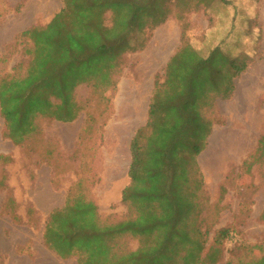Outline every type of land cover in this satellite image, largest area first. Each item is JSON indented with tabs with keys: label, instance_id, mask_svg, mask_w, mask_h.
Wrapping results in <instances>:
<instances>
[{
	"label": "trees",
	"instance_id": "trees-1",
	"mask_svg": "<svg viewBox=\"0 0 264 264\" xmlns=\"http://www.w3.org/2000/svg\"><path fill=\"white\" fill-rule=\"evenodd\" d=\"M214 2L226 0H63L46 25L20 33L28 44L24 60L0 78L5 138L20 146L38 132L40 119L72 123L87 108L74 96L80 85L103 104L122 71L121 57L144 48L145 32L174 11L182 21ZM249 64L248 56L232 58L218 46L202 56L182 28L179 46L155 79L145 124L129 144V183L121 194L127 218L102 217L76 184L64 206L49 213L44 245L77 264H217L230 233L217 231L206 247L197 158L212 131L206 113L233 97L234 80Z\"/></svg>",
	"mask_w": 264,
	"mask_h": 264
},
{
	"label": "rangeland",
	"instance_id": "rangeland-1",
	"mask_svg": "<svg viewBox=\"0 0 264 264\" xmlns=\"http://www.w3.org/2000/svg\"><path fill=\"white\" fill-rule=\"evenodd\" d=\"M62 6L63 0H0V78L24 60L28 44L20 33L46 25ZM182 28L202 56L218 46L232 58L250 59L234 80L233 97L217 100L206 113L212 131L197 162L206 247L217 231L230 233L217 264H264V0L214 2L183 14L182 21L174 11L145 32L142 50L121 57L106 102L92 99L88 85L78 86L74 96L85 111L67 124L38 120V132L23 145L5 138L0 117V264H77L43 242L49 213L64 206L76 184L102 217L127 218L121 194L129 183V144L145 124L155 79L179 46Z\"/></svg>",
	"mask_w": 264,
	"mask_h": 264
}]
</instances>
